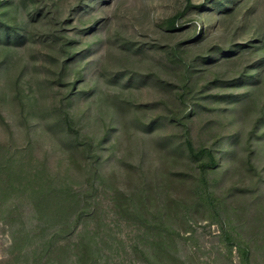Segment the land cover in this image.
<instances>
[{
  "label": "trees",
  "instance_id": "16d2710c",
  "mask_svg": "<svg viewBox=\"0 0 264 264\" xmlns=\"http://www.w3.org/2000/svg\"><path fill=\"white\" fill-rule=\"evenodd\" d=\"M81 3L61 19L54 0H0V125L9 135L0 143L9 235L0 264H264V0H184L156 24L154 43L110 34ZM187 13L191 29L180 23ZM9 104L22 148L2 112ZM39 126L69 150L76 177L38 159ZM125 136L150 139L163 165L185 169L152 181L143 172L127 189L105 182ZM100 191L112 192L110 212L132 229L130 242L112 234Z\"/></svg>",
  "mask_w": 264,
  "mask_h": 264
},
{
  "label": "rangeland",
  "instance_id": "374dc122",
  "mask_svg": "<svg viewBox=\"0 0 264 264\" xmlns=\"http://www.w3.org/2000/svg\"><path fill=\"white\" fill-rule=\"evenodd\" d=\"M59 6V16L61 19H67L70 16H74L77 9H74L78 4L86 8V11L91 16H99L107 23L110 34H114L115 31L126 33L128 36H134L139 41L154 43L159 37V33L156 30V24L162 19L168 18L174 13L184 9V0H54ZM206 0H192L193 4H202ZM77 16V15H76ZM181 24L189 26V29L196 23L189 13L186 14V18L180 20ZM214 27V26H213ZM108 29V30H109ZM198 29V27H197ZM223 29L212 28V35L223 34ZM106 32V35L109 34ZM184 38V37H183ZM88 37H83L82 40H87ZM35 94L39 95V91L34 86ZM84 110V109H82ZM3 115L7 122L10 124L14 138L19 147H24L26 144V134L23 128L17 121L16 114L13 108L9 105H5L2 108ZM198 127H194L193 135L197 138ZM36 133V134H35ZM32 138L35 141L37 147V157L39 160L46 158L50 171L58 173L62 177L72 174L74 177L78 175L74 169L69 170V150L65 148L58 138L44 127L39 126L32 131ZM9 135L0 125V143L7 142ZM150 139L142 138H122L120 144L113 151V154H109V158L104 164L102 173L104 174L105 182L114 181L117 182L121 188H129L130 184L133 186H139L142 181L143 172L146 175L145 180L152 181L154 179V173L160 176L166 168L168 169H185L183 165H176L175 161H167L163 165L159 156L152 146L149 144ZM112 145V141L107 143V147ZM110 151H105V154ZM141 155H144V161L141 167L139 159L141 161ZM122 160H126L136 167L135 170L127 171V167L122 163ZM260 166L264 165V156L258 160ZM157 167V171H156ZM141 169V170H140ZM69 170V171H68ZM51 172V173H52ZM153 176V177H152ZM157 179V177H156ZM223 187L230 185V181L222 184ZM177 187L173 186L170 191L173 195H180L182 192H176ZM111 191H100L97 198L99 204H102L106 213V220L111 224L113 229V235L117 238L130 242L134 236L132 229L123 224L118 223L113 213L110 212L109 204L111 203ZM184 196V194H183ZM235 206L237 204H234ZM200 226L207 224V220L199 219ZM208 229V228H207ZM210 232L218 233V228L212 226ZM203 230V228H200ZM207 238H210L207 236ZM9 242V235L3 231V226L0 222V258L3 256V252ZM115 243V242H114ZM122 252L119 253L121 255ZM234 263H237V255L234 253Z\"/></svg>",
  "mask_w": 264,
  "mask_h": 264
}]
</instances>
